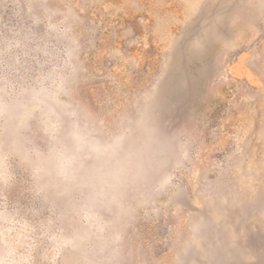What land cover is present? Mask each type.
<instances>
[{"label": "rangeland", "instance_id": "rangeland-1", "mask_svg": "<svg viewBox=\"0 0 264 264\" xmlns=\"http://www.w3.org/2000/svg\"><path fill=\"white\" fill-rule=\"evenodd\" d=\"M0 264H264V0H0Z\"/></svg>", "mask_w": 264, "mask_h": 264}]
</instances>
